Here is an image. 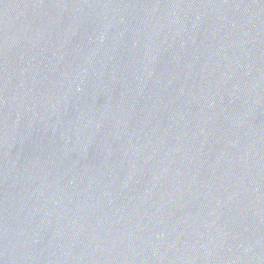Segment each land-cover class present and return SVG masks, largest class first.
I'll return each mask as SVG.
<instances>
[{
	"label": "water",
	"instance_id": "obj_1",
	"mask_svg": "<svg viewBox=\"0 0 264 264\" xmlns=\"http://www.w3.org/2000/svg\"><path fill=\"white\" fill-rule=\"evenodd\" d=\"M0 264H264V0H0Z\"/></svg>",
	"mask_w": 264,
	"mask_h": 264
}]
</instances>
